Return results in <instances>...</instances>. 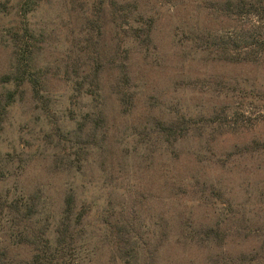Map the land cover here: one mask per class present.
<instances>
[{
	"label": "rangeland",
	"instance_id": "rangeland-1",
	"mask_svg": "<svg viewBox=\"0 0 264 264\" xmlns=\"http://www.w3.org/2000/svg\"><path fill=\"white\" fill-rule=\"evenodd\" d=\"M0 1L6 6L0 13V78L14 66L5 29L30 21L43 33L44 41L34 45L35 62L46 79L42 102L24 87L3 116L0 197L37 195L55 216L67 191H75V213L86 216L70 264H118L130 258L125 251L132 245L149 253L146 264H211V255L264 245V63L224 62L203 51L202 31L232 24L209 7L214 0H118L152 18L146 49L130 40L128 25L112 24L108 14L101 34L91 29L85 18H92L90 0ZM23 8L34 9L32 17ZM119 62L128 66L129 111L115 93ZM97 63L99 95L79 97L63 74L89 77ZM11 89L0 80V104ZM215 113L231 123L236 117L238 130L200 126L202 137L195 130L175 145L157 134V121L185 117L205 125ZM96 116L103 119L99 126ZM81 122L86 125L79 130ZM255 140L259 150L236 154ZM203 185L207 202L220 191L216 209L198 198ZM216 219L227 234L222 247L188 242V224ZM20 230L17 219L0 213V258L32 264Z\"/></svg>",
	"mask_w": 264,
	"mask_h": 264
},
{
	"label": "trees",
	"instance_id": "trees-1",
	"mask_svg": "<svg viewBox=\"0 0 264 264\" xmlns=\"http://www.w3.org/2000/svg\"><path fill=\"white\" fill-rule=\"evenodd\" d=\"M85 3H90L88 8L89 14L92 16V18L85 17L87 23L90 19L89 27L96 30L98 34H101L103 29L102 16L105 13L110 16L112 24L120 27L124 24L129 26L128 36L131 41L139 44L142 48H149L152 39L153 20L151 17L140 15L137 6H134V10H132L118 0H90V2L85 1ZM209 7L216 16L232 21V24L218 32L202 31L199 39L202 42L203 51L212 54L216 60L224 62L264 63V0H214ZM22 12L23 15L32 17L34 9L23 8ZM0 13H6V6L1 1ZM37 29L38 26L30 21L20 24L14 23L11 27L5 29L9 32L10 44L13 47L14 66L13 70L1 76L0 80L5 85H12L13 89L5 92L4 101L0 104V128L7 108L15 102L20 89L28 87L31 99L42 102L44 94L42 89L46 79L44 74L39 75L38 73L39 68L36 67L35 61L39 49H36L34 45L36 42H43L44 40L42 39L43 33L38 32ZM91 38H87L86 41L90 40L89 44L94 47L95 43H91ZM117 68L119 75L115 84V93L119 95L123 109L129 111L132 96H129L126 91L129 86L128 66L126 63L119 62ZM100 69L101 65L97 63L95 71L89 77L86 74L79 75L78 71L72 76L67 74H63V76L67 82H70L71 90L77 91L79 97H91L92 100L99 95ZM222 113L225 115V110ZM219 114L215 113L213 117L205 119V125H199L196 120L186 119L185 117L157 121L156 131L164 142L175 145L188 140L195 130H197L196 136L202 137L203 132L199 131L200 126L207 128L214 126L213 130L219 129L220 132L238 130L239 122L236 117L231 123L226 119V116H223V114L219 116ZM85 115L90 118L92 114L86 113ZM102 120L100 116H96L94 126H99ZM85 125L86 122H81L79 130H82ZM258 142V140H255L251 145L238 149L236 154L242 155L249 151L259 150ZM262 145L263 143H260V149L264 148ZM76 171L75 169L74 172ZM203 186L197 190V193H199L198 198L205 200L201 202L202 204L214 206L216 209L217 200L220 199V191L217 190L218 196L215 201L207 202L210 199L204 195L206 185ZM75 200V191L69 189L65 195L61 212L52 216L50 215V209L47 207L45 209L44 205L42 206L38 201L37 195L32 196L30 194L25 199L21 197L11 199L0 197V213L5 212L12 219H17L18 224L21 225L18 236L21 238L20 243L30 248L32 264H70L68 261L73 258L74 254L72 246L76 242L77 236L80 235V228L86 216V213L80 210L75 213ZM221 224L222 221L219 219L210 222L199 221L194 225L188 224L187 227L190 228V231L187 233L186 238L189 243L196 246L220 248L224 245L227 235L222 231ZM162 244L163 235H160L156 250ZM129 249L131 252L125 251V254H129L131 259L124 257L123 261V258H119L117 259L118 264H146V262H150L148 261L149 253H141L137 245H132ZM114 258L116 259V257ZM210 260L211 264H264V245L235 255L230 253L214 254L211 255ZM0 264L11 263L0 258Z\"/></svg>",
	"mask_w": 264,
	"mask_h": 264
}]
</instances>
